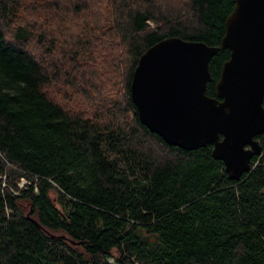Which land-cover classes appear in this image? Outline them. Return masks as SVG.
<instances>
[{
  "label": "trees",
  "instance_id": "16d2710c",
  "mask_svg": "<svg viewBox=\"0 0 264 264\" xmlns=\"http://www.w3.org/2000/svg\"><path fill=\"white\" fill-rule=\"evenodd\" d=\"M19 2L0 0V17L14 18ZM168 3L111 0L97 24L117 40L122 88L102 119L47 94V67L25 45L33 31L8 38L0 27V264H264V132L250 170L231 179L210 145L186 150L151 132L130 97L148 46L167 36L219 45L235 0ZM229 54L209 61L211 96Z\"/></svg>",
  "mask_w": 264,
  "mask_h": 264
},
{
  "label": "water",
  "instance_id": "95a60500",
  "mask_svg": "<svg viewBox=\"0 0 264 264\" xmlns=\"http://www.w3.org/2000/svg\"><path fill=\"white\" fill-rule=\"evenodd\" d=\"M219 45L167 36L138 57L130 97L142 124L167 144L211 146L231 179L251 168L264 132V0H235ZM228 48L215 95L206 93L208 64Z\"/></svg>",
  "mask_w": 264,
  "mask_h": 264
},
{
  "label": "rangeland",
  "instance_id": "374dc122",
  "mask_svg": "<svg viewBox=\"0 0 264 264\" xmlns=\"http://www.w3.org/2000/svg\"><path fill=\"white\" fill-rule=\"evenodd\" d=\"M77 1L20 0L16 16L9 21L0 17V27L8 38L18 26L33 31L35 36L25 45L47 67V94L73 112L102 119L111 115L113 103L122 97L121 82L112 68L120 60L109 44L118 45L117 40L97 30V24H107L113 7L111 0H94L79 13L64 9H72ZM170 1L168 5L183 8V0Z\"/></svg>",
  "mask_w": 264,
  "mask_h": 264
}]
</instances>
